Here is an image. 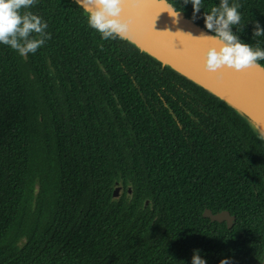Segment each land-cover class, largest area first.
<instances>
[{
	"label": "trees",
	"instance_id": "1",
	"mask_svg": "<svg viewBox=\"0 0 264 264\" xmlns=\"http://www.w3.org/2000/svg\"><path fill=\"white\" fill-rule=\"evenodd\" d=\"M239 2L236 34L264 48L252 38L264 0ZM218 3L203 0L194 22ZM28 10L51 39L27 59L0 44V264H191L193 249L206 264H263L264 148L237 112L102 40L73 0Z\"/></svg>",
	"mask_w": 264,
	"mask_h": 264
},
{
	"label": "water",
	"instance_id": "2",
	"mask_svg": "<svg viewBox=\"0 0 264 264\" xmlns=\"http://www.w3.org/2000/svg\"><path fill=\"white\" fill-rule=\"evenodd\" d=\"M87 13L90 0H73ZM168 0H127L122 16L131 20L130 31L123 40L237 112L260 140L264 148V65L260 62L239 71L223 67L217 73L203 66V53L214 45L210 32L179 11L174 22L165 7ZM124 186L118 184L113 200L122 195ZM38 184L35 185V194ZM131 193V186L128 195ZM203 216L211 221L226 222L232 227L235 217L229 211L213 213L206 208ZM264 264V262H263Z\"/></svg>",
	"mask_w": 264,
	"mask_h": 264
},
{
	"label": "clouds",
	"instance_id": "3",
	"mask_svg": "<svg viewBox=\"0 0 264 264\" xmlns=\"http://www.w3.org/2000/svg\"><path fill=\"white\" fill-rule=\"evenodd\" d=\"M126 2L127 0H90L91 7L86 16L88 26L97 31L102 40L125 39L131 25V20L122 16ZM36 3L37 0H0V44L10 47L25 59L51 39L47 22L28 10ZM183 3H191V19H199L198 13L203 8V0H183ZM240 8L242 4L239 0H219L217 6L203 13L205 28L215 33L210 36L214 45L203 53V66L208 72L217 73L223 67L239 71L264 60V48L260 47L259 40L254 48L240 40L236 34L243 29ZM164 11L173 17L174 22L179 16L174 4H167ZM233 27L236 32H233ZM261 36H264V28L255 21L252 38ZM191 264H206L199 249H193ZM219 264H231V260L224 258Z\"/></svg>",
	"mask_w": 264,
	"mask_h": 264
},
{
	"label": "rangeland",
	"instance_id": "4",
	"mask_svg": "<svg viewBox=\"0 0 264 264\" xmlns=\"http://www.w3.org/2000/svg\"><path fill=\"white\" fill-rule=\"evenodd\" d=\"M39 192V191H38Z\"/></svg>",
	"mask_w": 264,
	"mask_h": 264
}]
</instances>
